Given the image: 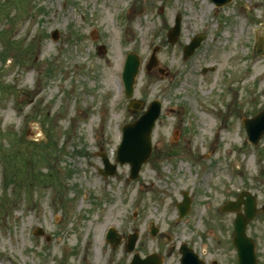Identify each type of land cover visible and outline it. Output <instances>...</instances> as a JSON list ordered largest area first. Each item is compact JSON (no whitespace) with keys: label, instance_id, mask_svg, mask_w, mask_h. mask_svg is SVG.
I'll use <instances>...</instances> for the list:
<instances>
[{"label":"rangeland","instance_id":"374dc122","mask_svg":"<svg viewBox=\"0 0 264 264\" xmlns=\"http://www.w3.org/2000/svg\"><path fill=\"white\" fill-rule=\"evenodd\" d=\"M198 33L202 43L184 57ZM130 51L141 59L140 110L124 94ZM153 99L162 110L140 175L130 179V165L118 163L105 177L100 154L116 163L123 125ZM263 106L264 0H0V264H129L134 231L135 251L164 264H179L173 246L184 241L237 264L236 214L217 208L242 190L257 197L247 232L264 264V135L252 145L242 125ZM183 191L196 200L186 218ZM110 226L122 236L115 247Z\"/></svg>","mask_w":264,"mask_h":264},{"label":"water","instance_id":"95a60500","mask_svg":"<svg viewBox=\"0 0 264 264\" xmlns=\"http://www.w3.org/2000/svg\"><path fill=\"white\" fill-rule=\"evenodd\" d=\"M218 4L223 5L231 0H215ZM181 31V17L178 16L175 26L169 31V40L174 43L179 37ZM58 31L53 34L54 39L58 38ZM203 35L196 36L192 42L186 46L185 55L190 56L201 43ZM155 51L147 65L150 70L156 63ZM140 59L137 54L129 53L125 62L123 78L126 86V95L131 97L133 95L135 76L139 71ZM130 106L139 109L142 106L141 102L131 101ZM160 112V103L154 101L146 112L135 122L124 126V134L121 145L117 153V160L121 163L129 162L131 168V178L138 176L141 165L149 158L152 152L151 133L155 125V121ZM245 126L248 131V138L253 144H257L264 134V109L257 113L253 118L245 119ZM106 164L105 174H113L116 171V165H110L108 158L103 155ZM242 201L240 198L237 202H228L223 206V210L237 209ZM245 214H238L235 221V239L234 242L239 251V258L241 264H255L254 244L252 240L246 235V226L255 214V201L249 198L246 202ZM189 208V199H185V203L181 206V214L183 215ZM157 229H153L155 234ZM37 235L44 234V230L38 227L35 231ZM138 234L133 233L129 235V241L126 245L127 251H132L135 247ZM121 235L117 233L115 228H111L108 233V241L115 246L120 243ZM159 256L151 255L146 259H140L138 255L134 257L131 264H160ZM184 263V262H183Z\"/></svg>","mask_w":264,"mask_h":264},{"label":"flooded vegetation","instance_id":"af4514ba","mask_svg":"<svg viewBox=\"0 0 264 264\" xmlns=\"http://www.w3.org/2000/svg\"><path fill=\"white\" fill-rule=\"evenodd\" d=\"M194 204L195 201L192 203L191 210ZM262 210L264 211V206L262 207ZM261 244L263 250V257H264V233L262 235ZM187 248L193 249L194 255L191 256V263L193 264H221L222 262L221 257L218 255V253H215L213 249L212 251H208L207 250L208 248L203 246V249L199 250L200 249L199 246L196 245L194 241H187Z\"/></svg>","mask_w":264,"mask_h":264},{"label":"bare ground","instance_id":"6f19581e","mask_svg":"<svg viewBox=\"0 0 264 264\" xmlns=\"http://www.w3.org/2000/svg\"><path fill=\"white\" fill-rule=\"evenodd\" d=\"M249 7V6H248ZM250 8V7H249ZM209 9V8H208ZM108 14V12H106ZM256 66V64L254 65V67Z\"/></svg>","mask_w":264,"mask_h":264}]
</instances>
